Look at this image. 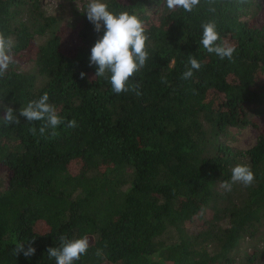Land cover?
I'll return each instance as SVG.
<instances>
[{"label":"trees","instance_id":"obj_1","mask_svg":"<svg viewBox=\"0 0 264 264\" xmlns=\"http://www.w3.org/2000/svg\"><path fill=\"white\" fill-rule=\"evenodd\" d=\"M83 1L65 50L59 18L42 0H0L11 53L40 40L29 70L15 63L0 77V264H56L47 250L61 235L89 239L73 264H234L239 243L264 231V26L254 21L264 0H200L191 12L170 11L166 0H104L114 13L138 15L147 36L146 63L127 82L138 87L119 94L110 73L96 77L90 66L104 29L95 30ZM208 22L218 44L235 48L231 60L200 43ZM189 55L201 68L185 80ZM45 92L62 118L55 137L19 114ZM3 105L19 123L5 125ZM248 125L258 131L251 147L221 140ZM237 164L254 173L250 186L231 183ZM201 212L202 227L189 232ZM29 241L35 253L16 256V244ZM260 256L263 249L245 251L237 264Z\"/></svg>","mask_w":264,"mask_h":264},{"label":"clouds","instance_id":"obj_2","mask_svg":"<svg viewBox=\"0 0 264 264\" xmlns=\"http://www.w3.org/2000/svg\"><path fill=\"white\" fill-rule=\"evenodd\" d=\"M200 4V0H166V7L171 11L176 8H182L186 12H191L194 7ZM87 19L94 24L97 32L104 29L103 35L98 38L91 48L90 66L97 65L96 77H103L105 73H110L112 90L119 94L122 92L134 91L138 87L127 86L129 78L143 67L148 58L146 51L145 28L142 21L136 14H130L127 11L114 13L108 9L104 0H87L84 11ZM203 35L200 43L209 53L217 54L221 59L227 57L232 59L235 48L227 44H218L219 34L216 26L212 22L204 23ZM12 41L0 34V77H3L11 64L17 61L11 54ZM190 67L182 73L181 79H190L193 76V70L201 68L200 62L189 55ZM81 79L85 73H80ZM136 95H140L136 91ZM49 95L45 92L39 99L28 102L26 107L20 109V115L25 117L28 122L43 121L39 128L40 135H45L48 129H52L50 135L55 137L58 133L55 129L62 123V118L57 115L55 107L48 103ZM5 114L3 120L5 125L19 123V118L14 114V109L3 105ZM67 127L76 126L75 120H69ZM33 135L37 129H29ZM254 181V173L247 165L237 164L231 170V183L239 182L244 186H250ZM231 183L222 181L221 187L231 191ZM34 240V238H33ZM59 247H49L47 250L49 258H55L56 264H73L87 253L89 248V239L87 236L81 238L68 239L66 236L59 237ZM14 254L17 256L23 253L25 257H31L36 249L32 246V241L28 242L25 248L24 243L18 242L14 248ZM99 255V251L97 252Z\"/></svg>","mask_w":264,"mask_h":264},{"label":"rangeland","instance_id":"obj_3","mask_svg":"<svg viewBox=\"0 0 264 264\" xmlns=\"http://www.w3.org/2000/svg\"><path fill=\"white\" fill-rule=\"evenodd\" d=\"M83 0H42L44 9L50 13L54 14L59 18L62 32L63 48L69 50L74 43L73 26L69 24L70 18L72 17V10L74 7H80ZM254 21L258 26H264V1L261 2L259 9L256 11L254 16ZM32 44V47L28 50L21 51L19 53L13 54L14 59L17 61V65L20 70H29L34 62L36 51L38 48V43ZM258 136V131L251 125L246 127H229L226 135L221 136V140L227 145L235 149H247L251 147ZM7 172L1 168L0 169V191L5 188ZM205 218V212H201L195 216V219L188 226L189 232H197L202 227V222ZM253 249H263L264 250V231L262 235H257L253 239H245L241 241L237 248L232 252L233 263H240L243 259L244 252H249ZM256 262L258 264H264V257H258Z\"/></svg>","mask_w":264,"mask_h":264}]
</instances>
